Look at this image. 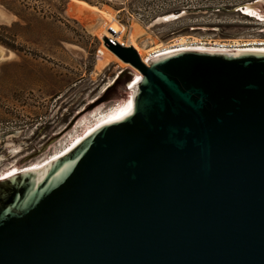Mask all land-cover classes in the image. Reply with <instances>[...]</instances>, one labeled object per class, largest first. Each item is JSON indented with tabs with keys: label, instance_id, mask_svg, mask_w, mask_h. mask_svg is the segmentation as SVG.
I'll list each match as a JSON object with an SVG mask.
<instances>
[{
	"label": "water",
	"instance_id": "water-1",
	"mask_svg": "<svg viewBox=\"0 0 264 264\" xmlns=\"http://www.w3.org/2000/svg\"><path fill=\"white\" fill-rule=\"evenodd\" d=\"M103 39L134 109L0 180V264H264V52Z\"/></svg>",
	"mask_w": 264,
	"mask_h": 264
},
{
	"label": "rangeland",
	"instance_id": "rangeland-1",
	"mask_svg": "<svg viewBox=\"0 0 264 264\" xmlns=\"http://www.w3.org/2000/svg\"><path fill=\"white\" fill-rule=\"evenodd\" d=\"M258 1L0 0V35L16 47L0 43V171L66 148L84 116L130 96L141 73L107 55L109 25L124 42L139 31L146 51L181 38L264 37V16L245 8Z\"/></svg>",
	"mask_w": 264,
	"mask_h": 264
},
{
	"label": "bare ground",
	"instance_id": "bare-ground-1",
	"mask_svg": "<svg viewBox=\"0 0 264 264\" xmlns=\"http://www.w3.org/2000/svg\"><path fill=\"white\" fill-rule=\"evenodd\" d=\"M260 1H263V0H260ZM260 1L254 3V4H247L245 7L246 12L248 14H252L254 16L255 15L260 16V17L264 16L263 12H262V11H264V9H262V10L258 9V8H264V3H261ZM83 9L84 8L82 7L81 10H83ZM173 17H174L173 15H169V16L163 17L162 20H168V19L173 18ZM110 19H112V17H110ZM111 26L118 31L116 24H112ZM124 30H126V27ZM135 30H138V29H135ZM120 31H122V30H120ZM106 33H109V31H107ZM141 33H143V32H141ZM141 33H140V35H141ZM120 36H121V33H120V35H118L116 37V40L120 41L124 45H127V46L132 45L133 47H135L137 49V51L139 52L143 61L146 62L147 64H149L147 62L148 59L155 56V55H159V54L170 52V51L180 50V49H203V50L221 51V50H218L217 48H213L214 47L213 45H207V44H202V43L200 44L199 39L193 40L190 43H186L185 38H181L178 41V44L176 45V47H173L171 45L161 44L157 47L150 48L148 51H146L140 46V44L138 42L139 31L134 33V34H130L128 42H124V40L121 41ZM106 48L108 49L107 55H109L111 58H114L115 60H116V58H117V60L118 59L121 60L118 57V55H116L110 48H108L107 46H106ZM247 50L264 52V49H262V48H252V49L250 48ZM123 63L126 65H129L128 63H126L124 61H123ZM136 77L137 78L135 79V81L130 85V90H129L130 96L129 97L121 99V100L119 99L116 103L112 104L109 108H104V107L100 106L97 109L91 111L89 115L84 116L79 121L77 128L80 127L84 131L82 133H79L80 129H76L77 134H72L70 144L67 145L68 147L66 146V148H63L60 151H56L51 156L46 157L45 159L36 160V161H34L30 164L24 165V166H21L20 164H16V165L9 167L7 169H3L0 171V180L8 179L10 177H13L14 175H17V174L25 172V171H31V170H35V169H41V170L46 169L47 167H49V165L55 159L62 157L63 155H65L66 153H68L69 151L74 149L82 140H84L86 137H88L94 131H96V129L102 127L105 124L124 119L127 115L132 113V111L134 109V93H135V90H136V87H137L139 81L143 77V74L141 73L139 75H136Z\"/></svg>",
	"mask_w": 264,
	"mask_h": 264
},
{
	"label": "built area",
	"instance_id": "built-area-1",
	"mask_svg": "<svg viewBox=\"0 0 264 264\" xmlns=\"http://www.w3.org/2000/svg\"><path fill=\"white\" fill-rule=\"evenodd\" d=\"M123 28L126 26L124 24H121ZM109 32L110 35L109 38H111L113 41H117L121 43L120 41L116 40V37L120 35V32H118L116 29H114L112 26L109 25ZM200 44H207V45H213V48H217L221 51H231V52H239V51H249L247 49L252 48H262L264 49V37H254V38H248V39H231L229 41L225 40H206V39H199ZM213 43V44H212ZM123 44V43H121Z\"/></svg>",
	"mask_w": 264,
	"mask_h": 264
},
{
	"label": "trees",
	"instance_id": "trees-1",
	"mask_svg": "<svg viewBox=\"0 0 264 264\" xmlns=\"http://www.w3.org/2000/svg\"><path fill=\"white\" fill-rule=\"evenodd\" d=\"M0 43L5 45L6 47L16 49V47L10 41H8V39H6V37H2L1 35H0ZM120 77H121V75L118 76L115 83L117 82V80H119Z\"/></svg>",
	"mask_w": 264,
	"mask_h": 264
},
{
	"label": "flooded vegetation",
	"instance_id": "flooded-vegetation-1",
	"mask_svg": "<svg viewBox=\"0 0 264 264\" xmlns=\"http://www.w3.org/2000/svg\"><path fill=\"white\" fill-rule=\"evenodd\" d=\"M125 70H123L122 72H121V74L124 72Z\"/></svg>",
	"mask_w": 264,
	"mask_h": 264
}]
</instances>
